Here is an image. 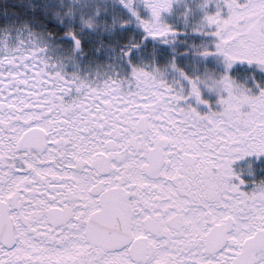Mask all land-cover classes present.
Wrapping results in <instances>:
<instances>
[{"label":"snow or ice","instance_id":"snow-or-ice-1","mask_svg":"<svg viewBox=\"0 0 264 264\" xmlns=\"http://www.w3.org/2000/svg\"><path fill=\"white\" fill-rule=\"evenodd\" d=\"M0 264H264V0H0Z\"/></svg>","mask_w":264,"mask_h":264}]
</instances>
